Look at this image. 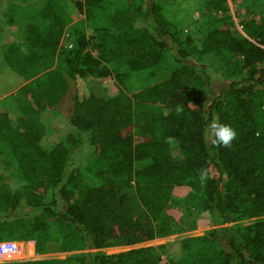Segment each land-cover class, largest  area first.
<instances>
[{"label":"trees","instance_id":"obj_1","mask_svg":"<svg viewBox=\"0 0 264 264\" xmlns=\"http://www.w3.org/2000/svg\"><path fill=\"white\" fill-rule=\"evenodd\" d=\"M176 1L73 0L91 32L77 30L61 46L71 22L61 0H0V33L14 25L20 34L3 45V59L27 81L0 100V140L24 181L12 189L0 172V241H33L37 255L88 250L0 264H264V2L239 16L246 36L217 15L193 43ZM206 55L231 80L212 98V79L196 64ZM167 58L175 63L168 74L132 92L116 84L80 99L70 84L76 75L154 69ZM136 101L152 106L137 113ZM216 117L237 132L230 148L205 138ZM86 131L94 165L79 168L68 155ZM202 169L210 173L203 183ZM177 185L201 197L211 231L159 248L99 251L171 234L183 221L172 199Z\"/></svg>","mask_w":264,"mask_h":264},{"label":"rangeland","instance_id":"obj_2","mask_svg":"<svg viewBox=\"0 0 264 264\" xmlns=\"http://www.w3.org/2000/svg\"><path fill=\"white\" fill-rule=\"evenodd\" d=\"M11 0H6L8 3ZM264 0H177L173 4L179 24L185 32V39L190 42H198L210 16H227L229 17L230 29L234 34L246 36V32L241 24L240 15H246L250 11L246 10L248 6L253 4H262ZM62 5L71 16V22L66 26L62 39L61 46H71L74 41L77 30L83 31L86 34L91 32V29L86 21L83 10L77 8L73 0H61ZM250 10V9H249ZM1 18V13H0ZM20 40V34L16 26H6L0 33V100L10 94L15 93L27 81L12 71L5 63L2 55L3 45L12 41ZM216 57L213 55L204 56L197 61V66L202 70H206L212 79V87L210 98L215 96L219 90L227 87L231 80L223 75L219 65L216 62ZM175 66L171 58H167L158 67L149 70L131 71L122 68L109 76L95 77L92 75H76L70 79V84L75 94L81 99L91 93L105 95L114 90V85H119L124 91L132 92L142 86L155 82L168 74ZM135 111L138 113L142 110L149 109L152 105L145 102L136 101L134 103ZM138 132V129L136 130ZM94 146L90 139L89 132H83L80 141L71 149L68 160L71 164H75L79 168H88L94 165L93 160ZM104 164H101L102 168ZM107 168V167H106ZM0 172L2 179L12 189H21L24 181L17 175V165L9 146L6 142L0 140ZM191 189L187 186L177 185L173 190L174 207L182 212L183 221L176 224L171 234L164 237L155 238L143 243L132 246H111L102 248L99 251L107 255L118 254L124 250L135 247L151 246L159 248L163 243H171L177 240L208 233L214 227L212 217L203 210L201 206V197L192 196ZM264 219V217L262 218ZM255 220V219H254ZM253 219L239 220L233 222L236 227H243L251 223ZM33 241H26L24 244V252L13 256L12 259H34L38 258L35 254H30L29 246ZM88 252L87 249L79 251L52 254L48 256H58L67 258L68 256H84ZM164 254L167 259L168 255ZM86 264H91L90 260L86 259Z\"/></svg>","mask_w":264,"mask_h":264},{"label":"clouds","instance_id":"obj_3","mask_svg":"<svg viewBox=\"0 0 264 264\" xmlns=\"http://www.w3.org/2000/svg\"><path fill=\"white\" fill-rule=\"evenodd\" d=\"M177 111H182L181 108H177ZM236 130L228 124L221 123L219 118H213L205 130V138L210 141L212 145L217 147L223 146L225 148H230L232 141L236 138ZM171 137L168 138V142H172ZM209 169H202L199 173L201 182H205L209 177Z\"/></svg>","mask_w":264,"mask_h":264},{"label":"built area","instance_id":"obj_4","mask_svg":"<svg viewBox=\"0 0 264 264\" xmlns=\"http://www.w3.org/2000/svg\"><path fill=\"white\" fill-rule=\"evenodd\" d=\"M25 242L26 241H16V240L0 241V261L14 260L12 259L13 256H17L18 254L24 252ZM49 255H52V254H49ZM38 257L45 258V257H48V255H38Z\"/></svg>","mask_w":264,"mask_h":264},{"label":"crops","instance_id":"obj_5","mask_svg":"<svg viewBox=\"0 0 264 264\" xmlns=\"http://www.w3.org/2000/svg\"><path fill=\"white\" fill-rule=\"evenodd\" d=\"M32 248H33V252H34V242L32 244ZM35 255H37L35 252H34ZM38 256V255H37ZM39 258V257H38ZM35 259V258H34Z\"/></svg>","mask_w":264,"mask_h":264}]
</instances>
